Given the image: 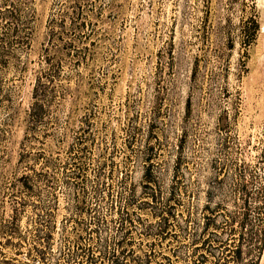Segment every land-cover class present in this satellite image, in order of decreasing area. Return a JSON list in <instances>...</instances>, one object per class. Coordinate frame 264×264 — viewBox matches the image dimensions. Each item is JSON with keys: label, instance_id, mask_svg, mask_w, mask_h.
Instances as JSON below:
<instances>
[{"label": "rangeland", "instance_id": "rangeland-1", "mask_svg": "<svg viewBox=\"0 0 264 264\" xmlns=\"http://www.w3.org/2000/svg\"><path fill=\"white\" fill-rule=\"evenodd\" d=\"M72 1L30 0L27 27L8 63L0 66V224L11 215L9 181L23 170L16 162L35 72L43 67L47 46L54 56L71 39L75 49L62 58L56 81L65 98L54 113L55 134L43 138L40 133L46 143L37 146L60 164L87 118L92 140L85 143L87 178L105 162L109 190H120L119 181L126 175L137 203L146 200L144 149L152 147L151 163L163 194L177 190L175 213L178 221L184 220L187 184L200 211L210 163L222 157V142L230 158L246 163L264 146V0H83L85 26L76 31L68 7ZM51 18L64 24L63 41L47 37ZM254 18L259 25L255 34ZM7 92L14 94L19 109L13 119L9 102L1 100ZM131 126L137 127V137L128 144ZM54 186L50 247L56 253L72 236L74 222L67 221L71 212L60 174ZM30 211L28 207L19 220L22 236L30 227ZM135 212L142 224L153 223L151 208ZM197 217L201 220L202 214ZM175 225L172 241L156 249L170 256L178 248L180 256L172 257L173 264H187L194 246ZM139 228L132 235L133 248L143 250L147 242ZM29 246V237L12 238L10 244L0 233V261L27 262Z\"/></svg>", "mask_w": 264, "mask_h": 264}, {"label": "trees", "instance_id": "trees-1", "mask_svg": "<svg viewBox=\"0 0 264 264\" xmlns=\"http://www.w3.org/2000/svg\"><path fill=\"white\" fill-rule=\"evenodd\" d=\"M29 1H0V66L8 63L12 47L19 43L27 27ZM82 4L83 0H73L68 6L72 9L73 31L85 26ZM252 23L255 34L259 25L255 18ZM63 25L56 24L54 18L50 19L49 40L63 41L66 33L62 30ZM56 26L59 27L57 31ZM74 49L72 39L55 50L54 56H50L48 46L45 48L43 67L35 72L30 99L23 111L24 131L16 162V167L23 170L9 181L7 195L11 215L4 224H0V233L6 237L7 243L11 244L12 238L21 240L29 237L28 261L23 264H173L172 257L178 259L180 256L178 248L170 256L156 249L163 242L172 241V222L194 246L187 256V264H264V146L257 150L252 163H246L239 158H230L222 142L219 150L222 157L210 163L212 173L205 182L202 209L197 210L193 202L196 193L187 184V215L181 221L175 213L179 204L175 197L177 190L172 189L168 196H164L151 163L152 147L144 149L147 166L142 185L147 189L144 191L146 200L137 203L135 191L125 184L126 175L119 181L120 190L115 193L109 190L110 186L104 180L107 176L102 171L105 162L98 165L93 178H87L83 160L89 146L85 143H92L87 118L68 148V157L60 164L57 163L60 159L54 154L37 146V143H46V139H39L40 133H43V138L55 134L54 113L65 98L64 90H59L56 81L62 58L71 55ZM13 96L7 92L1 97V100L9 102L6 107H9L10 119L19 113ZM157 117L154 112L153 122ZM137 130L135 126L129 129L128 144L136 142ZM58 174L68 194L71 213L67 221L73 219L74 226L65 246L53 253L50 247L54 229L53 190ZM104 206L106 213H102ZM28 207L31 210L30 227L22 236L19 220ZM146 208H151L153 223L142 224L135 214L136 209L142 211ZM199 213L202 214L201 220L197 217ZM139 226V235L147 242L143 250L133 248L136 244L132 235ZM198 248L202 249L200 253L196 252ZM0 264L12 263L1 260Z\"/></svg>", "mask_w": 264, "mask_h": 264}]
</instances>
